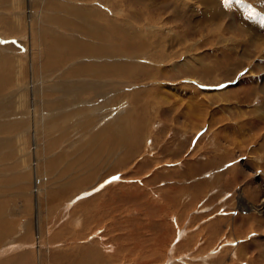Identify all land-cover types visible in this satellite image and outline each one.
<instances>
[{"label":"rangeland","instance_id":"1","mask_svg":"<svg viewBox=\"0 0 264 264\" xmlns=\"http://www.w3.org/2000/svg\"><path fill=\"white\" fill-rule=\"evenodd\" d=\"M34 1L32 18L26 0L0 6L34 28L0 23L14 57L0 90V142L14 154L0 153V264H264V0H96L100 24L120 28L100 39L149 42L106 58L47 55V7ZM63 25L52 30L77 34ZM110 58L148 77L81 74Z\"/></svg>","mask_w":264,"mask_h":264},{"label":"bare ground","instance_id":"2","mask_svg":"<svg viewBox=\"0 0 264 264\" xmlns=\"http://www.w3.org/2000/svg\"><path fill=\"white\" fill-rule=\"evenodd\" d=\"M24 1L25 0H22V5H24ZM38 1V4L40 3H43L44 2V8L47 7V9L41 13H43L41 15V20L44 21L45 19V25L48 24L49 27H44L42 30H43V34L42 36L44 35L45 38L48 40V41H53L54 45H49L48 46V50H47V55H59L61 54L62 52L66 51L68 53H71V55L73 54H77V53H90L91 55L93 54H96V56H98V58H101V57H104L106 58L105 56L109 55L108 57H113L115 56L116 54H122V53H128L129 54H132L133 52H141V51H138L140 49H147V42L148 41H140V40H131L132 37L134 35H136V33H132V32H125L126 35L127 33H130V38L128 37H125L123 40H126V41H104V39H100V38H105V37H110L108 35H110V33H106V31H112L114 38H115V35H116V32L118 30H120V28L116 27L114 23H111V24H103V26L100 24V21L103 20L102 19V16L100 19H98V14H100V11L97 9L98 8V4L96 3V0H95V3L93 1V3L91 4V2L87 5V7H81L80 8V5H79V8H72L70 6H66L65 5V2H63L64 0H37ZM88 1V0H87ZM91 1V0H90ZM26 2L29 3V9L27 10V14L29 15V13L31 14L32 13V16L31 18L35 15V13L37 14V9L35 7V1L34 0H26ZM12 3V0H0V6L2 5H7V4H10ZM100 3V2H99ZM26 4V3H25ZM86 4V3H85ZM83 3V5H85ZM66 6V7H65ZM52 7H55L57 8L58 10H61V9H66L67 11H69V17L67 18L66 16H64V14H60V12H58V14H55V13H52L50 14L49 12L51 10L48 11V8L51 9ZM47 11V12H46ZM55 11V10H54ZM86 12V13H85ZM89 12V13H87ZM26 13V12H25ZM38 17V16H37ZM31 18H28L27 16L24 17V19L22 20L21 22V19H17L15 20L14 22H11L10 20H5V19H2L0 18V23L1 24H5V26H7V30H8V33L7 34H14V33H18V30L16 28L17 24L20 26H23L26 24L27 28H30V30L32 31L33 28V25H32V20ZM20 20V21H19ZM43 21L41 22L40 21V25L41 23H43ZM19 22V23H18ZM106 22H108V19L106 20ZM31 24V25H30ZM64 24V25H63ZM43 25V24H42ZM52 25H56L57 28L58 26L60 25H63V26H69L71 28H78L77 30V34H74L72 36L70 35H66L64 33H60V32H57L55 30H52L53 27ZM55 27V26H54ZM61 27V26H60ZM37 28V27H36ZM110 28V29H109ZM25 29V28H24ZM38 29V28H37ZM70 29V28H69ZM76 30V29H75ZM84 30H85V35L89 38L88 41H84L83 39V35H84ZM26 31V30H25ZM74 32V30H72ZM125 31V30H124ZM128 31V30H127ZM34 32V30H33ZM72 32V33H73ZM111 32V33H112ZM134 32V31H133ZM122 34V33H121ZM33 36V35H32ZM43 36V37H44ZM98 37V38H97ZM124 37V36H123ZM32 39V38H31ZM87 39V38H86ZM149 43V42H148ZM14 44V43H13ZM16 44H19L17 43L16 41ZM20 45V44H19ZM2 46V45H0ZM150 46V45H149ZM3 47V46H2ZM78 47V48H76ZM9 48H14V47H9ZM24 48V47H23ZM26 48V47H25ZM149 48V47H148ZM15 49V48H14ZM14 49H9L10 51L12 52H15ZM155 50V49H154ZM144 53V51H143ZM4 54H6L5 52V48H1L0 47V90H3L5 89V83L7 81H10L12 80V73L14 71L13 69V66H12V63L14 62V57H12L10 54L7 55V57L4 56ZM135 55V54H134ZM144 55V54H143ZM158 55V54H157ZM62 57V56H60ZM115 59V58H114ZM87 60V59H86ZM106 60V59H105ZM125 60V59H124ZM56 61H59L58 59ZM104 61V60H103ZM116 61V60H115ZM121 61V60H120ZM139 61V60H138ZM6 63V64H5ZM98 63V62H97ZM110 66L109 68H106V69H102L105 67L104 64L101 63L100 64H96L94 65L92 63V61H89L88 63L86 62H82V68L80 69V72L81 74H83V76H85L86 74H91V75H94L93 72H95L96 75H101V74H106V73H111L113 72L115 75H125V74H129L130 76L134 75L135 73H140L143 72L142 74L144 76L147 75V70H144L145 66H138V65H123L118 63V62H113V58L111 59L110 58ZM24 64V63H23ZM4 66V67H3ZM164 66V65H163ZM23 67V66H22ZM26 67V66H25ZM24 68V67H23ZM29 74L31 75V80L29 81L28 79V82H29V85L26 86L28 87L29 91L31 90V94L33 92H35V84H36V76H35V73L34 72V60H31V63L29 65ZM143 69V70H142ZM171 71V70H169ZM88 72V73H87ZM158 72V71H157ZM166 73V72H165ZM157 74V73H156ZM136 76V74H135ZM134 76V78H135ZM157 76V75H156ZM82 77V76H81ZM148 77V76H146ZM99 79V78H98ZM101 80V79H100ZM99 80V81H100ZM91 82V81H90ZM88 83V82H87ZM28 84V83H27ZM103 84V83H102ZM101 84V85H102ZM104 85V84H103ZM37 86V85H36ZM75 86V85H74ZM67 88V87H66ZM64 88V89H66ZM100 88V86H99ZM76 90H78L76 88ZM83 90V89H82ZM140 90V89H139ZM39 91V89H38ZM81 91V90H80ZM28 92V91H27ZM37 92V91H36ZM73 92V91H72ZM75 92V91H74ZM141 92V91H140ZM30 93V92H28ZM26 93V94H28ZM38 93V92H37ZM65 93V92H64ZM67 93V92H66ZM70 93V92H69ZM77 93V92H76ZM134 93V92H133ZM139 93V92H138ZM70 95V94H69ZM135 95V94H134ZM28 96V95H27ZM36 96V95H35ZM34 99V96H31V99ZM37 97V96H36ZM30 98V97H29ZM28 98V99H29ZM39 98V96H38ZM108 98V97H107ZM135 98V97H134ZM193 98V97H192ZM139 100V98H138ZM31 101V100H30ZM33 101V100H32ZM37 101V100H36ZM108 101V100H107ZM140 101V100H139ZM35 102V101H34ZM33 102V104H34ZM39 102V101H38ZM36 102V105L37 103ZM141 102V101H140ZM27 103V102H26ZM29 104V103H28ZM32 104V105H33ZM89 104V103H88ZM30 105V104H29ZM53 105V104H52ZM51 105V106H52ZM66 105V104H65ZM64 105V106H65ZM25 106V105H24ZM58 106V105H57ZM63 106V108H64ZM32 107V106H29V108ZM36 107V106H35ZM50 107V106H49ZM70 107V106H69ZM78 106H76L77 108ZM22 108H27V107H23ZM54 108H56L54 106ZM53 106L52 108L50 109H54ZM60 108H62V106H60ZM197 108V107H196ZM17 109V108H16ZM49 109V110H50ZM101 109V108H100ZM21 110V111H20ZM18 114H16V117L17 119H20L21 121H26V119H28V113L27 111L25 112L24 109H20ZM48 110V108H47ZM72 110V109H71ZM77 110L79 111V109L77 108ZM67 111V110H66ZM76 111V110H75ZM16 112V111H15ZM30 113V112H29ZM36 113V112H35ZM53 113V112H52ZM60 113L63 114V111H61ZM72 113V112H71ZM77 113V112H76ZM0 114H1V111H0ZM46 114V112L44 113V115ZM56 114V111L50 115V113L47 115H50L48 116V120H47V123H48V126L49 128L52 127L51 126V123H54L56 121V118H55V115ZM65 116L66 113H64ZM81 111H80V116H81ZM64 116H60L59 118H62ZM45 119V118H44ZM63 119V118H62ZM61 119V120H62ZM66 119V118H65ZM16 121V119H14ZM64 120V119H63ZM67 120V119H66ZM65 121V120H64ZM11 122V121H10ZM45 122V121H44ZM46 123V124H47ZM56 123V122H55ZM7 124V123H6ZM22 124V123H21ZM70 124V123H69ZM57 125V124H56ZM60 125V124H59ZM35 126V125H34ZM47 126V125H46ZM61 126V125H60ZM59 126V128H60ZM77 126V125H76ZM3 127V123H0V129H2ZM58 127V125H57ZM35 129L33 131H31V135L33 137V140L35 142V147L33 148H36L38 146V136H41V135H38V132H37V128L36 126L34 127ZM60 130V129H59ZM75 130V129H74ZM58 131V130H57ZM40 132V131H39ZM60 132V131H59ZM48 133H51V131H48ZM54 133V132H53ZM52 133V134H53ZM58 133V132H56ZM62 133V132H61ZM79 133V132H78ZM41 134V133H39ZM59 134V133H58ZM58 134L56 135L58 137ZM60 136H62V134H60ZM62 138V137H61ZM60 138V139H61ZM57 139V138H56ZM59 139V137H58ZM53 141V140H52ZM59 142V141H58ZM85 142V141H84ZM51 143V142H50ZM54 143V142H53ZM52 143V144H53ZM81 145V144H80ZM87 145V144H86ZM51 146V145H50ZM9 147H10V142L7 141V142H0V151H3V152H0L2 153V155L4 154V152L6 153V157L7 159L14 156V154L11 152H9ZM12 154V155H11ZM2 157V156H1ZM58 161V160H57ZM51 162V160H50ZM61 162V161H60ZM56 164V162H55ZM58 164V163H57ZM53 165V164H52ZM52 165L49 166L52 167ZM34 167V166H33ZM49 167V168H50ZM57 167V165H56ZM37 168V167H36ZM55 168V166L53 167ZM58 168V167H57ZM54 170V169H53ZM37 180H39V178H37ZM37 182V181H36ZM35 192L36 195L38 196V199H39V189H40V186L37 185V187L35 188ZM39 204V203H38ZM256 208V206H254ZM252 208V207H250ZM264 208V204H260V209ZM253 209V208H252ZM1 211V210H0ZM2 224V223H1ZM7 226V225H6ZM63 231V230H62ZM61 231V232H62ZM8 233V232H7ZM6 233V234H7ZM58 234V233H57ZM60 234V233H59ZM13 244V243H12ZM40 246V245H39ZM79 251V250H78ZM21 252V251H19ZM92 252V251H91ZM29 253V252H27ZM69 253V252H68ZM60 254V253H58ZM79 254V252H78ZM57 255V254H56ZM20 256V255H19ZM62 257V256H61ZM88 257L91 259V257L93 258L94 255L93 253L92 254H88ZM97 257H99V254L97 253L96 254V258L94 261H96ZM18 258V257H17ZM56 258V257H55ZM21 259V258H20ZM24 260V259H23ZM88 260V259H87ZM15 261V260H14ZM25 261V260H24ZM98 261V260H97ZM21 262V261H20ZM19 262V263H20ZM28 261H25L24 263H26ZM17 263V262H16ZM22 264H24L23 262H21Z\"/></svg>","mask_w":264,"mask_h":264},{"label":"snow or ice","instance_id":"3","mask_svg":"<svg viewBox=\"0 0 264 264\" xmlns=\"http://www.w3.org/2000/svg\"><path fill=\"white\" fill-rule=\"evenodd\" d=\"M115 179V178H114Z\"/></svg>","mask_w":264,"mask_h":264}]
</instances>
